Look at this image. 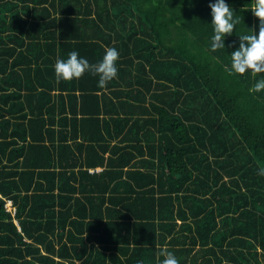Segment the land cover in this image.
Instances as JSON below:
<instances>
[{
	"label": "trees",
	"instance_id": "trees-1",
	"mask_svg": "<svg viewBox=\"0 0 264 264\" xmlns=\"http://www.w3.org/2000/svg\"><path fill=\"white\" fill-rule=\"evenodd\" d=\"M214 0H0V264H264V72ZM58 81L57 59L97 64ZM12 202V210L7 203Z\"/></svg>",
	"mask_w": 264,
	"mask_h": 264
},
{
	"label": "clouds",
	"instance_id": "clouds-1",
	"mask_svg": "<svg viewBox=\"0 0 264 264\" xmlns=\"http://www.w3.org/2000/svg\"><path fill=\"white\" fill-rule=\"evenodd\" d=\"M209 8L213 30L211 50L227 48V37L233 35V30L239 23L234 15L235 11L226 0H214L209 3ZM250 10L258 18V30L251 29L249 33L239 35V43L233 46L230 54L231 71L241 75L248 71L252 75L264 72V0H254ZM118 59V51L107 48L103 58L97 64L90 65L77 51H72L67 59L55 61L54 71L58 81H71L80 78L86 71L92 72L99 77L98 83L103 86L116 77ZM254 87L256 91L264 89V78L259 79ZM161 255L164 259L159 264H179L171 251L162 252Z\"/></svg>",
	"mask_w": 264,
	"mask_h": 264
},
{
	"label": "built area",
	"instance_id": "built-area-1",
	"mask_svg": "<svg viewBox=\"0 0 264 264\" xmlns=\"http://www.w3.org/2000/svg\"><path fill=\"white\" fill-rule=\"evenodd\" d=\"M8 204L9 205H11L12 204V202L11 201H9L8 203H7V208L9 209V210H12V208H10L9 206H8ZM12 207V206H11Z\"/></svg>",
	"mask_w": 264,
	"mask_h": 264
},
{
	"label": "rangeland",
	"instance_id": "rangeland-1",
	"mask_svg": "<svg viewBox=\"0 0 264 264\" xmlns=\"http://www.w3.org/2000/svg\"><path fill=\"white\" fill-rule=\"evenodd\" d=\"M8 206H9L10 208H12V207H11V206H12V204H11V205H9V204H8Z\"/></svg>",
	"mask_w": 264,
	"mask_h": 264
}]
</instances>
